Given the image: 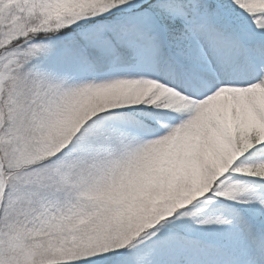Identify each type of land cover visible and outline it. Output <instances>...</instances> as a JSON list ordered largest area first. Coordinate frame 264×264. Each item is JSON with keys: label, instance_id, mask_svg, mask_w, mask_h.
Here are the masks:
<instances>
[{"label": "snow or ice", "instance_id": "6c2138e0", "mask_svg": "<svg viewBox=\"0 0 264 264\" xmlns=\"http://www.w3.org/2000/svg\"><path fill=\"white\" fill-rule=\"evenodd\" d=\"M0 264H264V0H0Z\"/></svg>", "mask_w": 264, "mask_h": 264}]
</instances>
